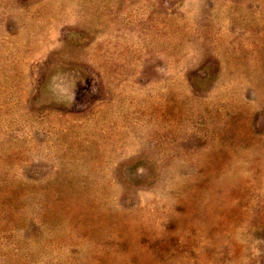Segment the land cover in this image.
Returning <instances> with one entry per match:
<instances>
[{"label": "rangeland", "instance_id": "obj_1", "mask_svg": "<svg viewBox=\"0 0 264 264\" xmlns=\"http://www.w3.org/2000/svg\"><path fill=\"white\" fill-rule=\"evenodd\" d=\"M0 264H264V0H0Z\"/></svg>", "mask_w": 264, "mask_h": 264}]
</instances>
